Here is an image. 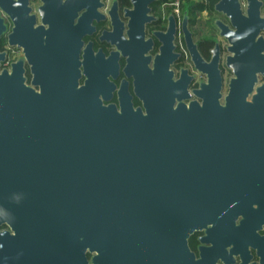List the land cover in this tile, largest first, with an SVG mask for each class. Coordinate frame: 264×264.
<instances>
[{
    "label": "water",
    "instance_id": "95a60500",
    "mask_svg": "<svg viewBox=\"0 0 264 264\" xmlns=\"http://www.w3.org/2000/svg\"><path fill=\"white\" fill-rule=\"evenodd\" d=\"M6 1L0 0V38L10 26L7 45L20 49L21 55L9 68H1L6 51H0L1 191L11 188L27 195L35 216L65 222L71 239L76 235L81 264H149L142 250L169 235L163 228V236L154 233V218L169 215L173 208L180 229L187 212L200 218L208 210H230L236 200L233 196L253 192V183L155 182L150 179L153 174L146 171L153 159L171 161L172 145L182 138L200 136L197 133L210 132L206 136H220L226 143L264 138V84L254 87L257 74L264 75L263 42L258 36L264 26L248 20L256 16L249 10L248 17L243 16L237 0H227L226 4L220 0L215 6L226 13L235 28L215 22L230 44L226 66L233 74L222 104L218 100L217 49L209 63L202 62L196 49L191 52L195 68L207 76V81L192 92L200 103L174 107V91L164 82L156 83L147 98H142L137 62L143 61L147 68L149 56L144 55L145 50L141 55L135 42L149 44L151 40L143 39L144 19L137 23L129 20L125 42L132 43V51L123 72L133 78V92L144 111L133 107L125 79L117 91L118 107L103 104L90 82L78 86L81 36L92 29L91 21L99 15L102 0H38L35 13L29 7L35 0ZM131 1L135 11L139 0ZM143 1L140 13L145 16L146 4L153 0ZM112 31L115 37L108 41L121 50L118 42L124 39L117 27ZM184 31L190 41V33ZM167 32L172 37L171 26ZM164 54L170 61L175 58L169 44L160 47L154 60ZM24 61L29 66L30 85L23 75ZM116 67L115 63V74ZM246 82L249 84L244 85ZM188 130L194 135L184 134ZM27 138L33 159L48 164L2 166V161L17 159L16 150L26 144L19 139ZM5 174L11 178L5 179ZM71 254L73 257V250ZM71 254L67 247V257Z\"/></svg>",
    "mask_w": 264,
    "mask_h": 264
},
{
    "label": "flooded vegetation",
    "instance_id": "af4514ba",
    "mask_svg": "<svg viewBox=\"0 0 264 264\" xmlns=\"http://www.w3.org/2000/svg\"><path fill=\"white\" fill-rule=\"evenodd\" d=\"M5 1L2 0L7 3ZM219 1L153 0L146 4L147 11L144 16L140 13L143 0L138 1L135 11L131 0H102V6L98 8L99 15L91 21L92 29L81 36L77 56L78 86L90 82L103 104H114L118 107L117 91L122 79H125L133 107L140 106L144 111L141 100L133 92V78L126 77L123 72L132 51V43L125 42L128 38V22L131 20L137 23L144 19L143 39L151 42H135L140 54L147 51L144 55L149 56L147 68L143 61L137 62L140 65L143 85L142 98H147L155 89L156 83L164 82L174 91L171 100L174 107L178 103H200L201 99L192 92L207 81V76L195 68L191 52L193 48L196 49L202 62L209 63L217 49V68L221 83V96L218 100L221 104L224 103L228 81L233 75L226 66V57L231 52L228 51L230 44L227 38L220 35V29L215 22L219 21L231 30L235 28L230 24L226 13L215 8ZM237 1L243 16L248 17L249 10L256 16H251L248 20L252 23L260 21L264 26V0ZM226 3L229 1L225 0ZM37 5L38 0L29 3L31 13H35ZM81 13L79 11L78 15ZM38 23L36 18V24ZM169 26L173 29L172 37L167 32ZM114 27H117L120 37L124 39L118 42L121 50H117L116 45L108 41L115 37L112 31ZM9 28L10 26L0 38V51H6L4 61H8L7 66L1 63V68H9L21 55L20 49L7 45L6 35ZM184 30L190 33V41L187 40ZM258 36L264 43V28L259 29ZM263 43L260 46L264 54ZM169 44L175 58L170 61V56L164 54L155 61L160 47L165 48ZM22 66L25 82L30 85L29 66L26 61ZM263 84L264 75L258 73L254 87ZM32 87L38 90L37 86ZM246 100L250 101L251 97ZM209 133H197L200 136L180 139L171 147V161H149L146 171L153 174L150 179L155 182L253 183V192L245 196L242 193L233 196L236 200L234 208L230 210H208L200 218L189 216L187 212L180 229L177 211L173 208L169 215L154 218V233L163 236V228L169 235H164L166 239L142 250L143 258H148L149 264H264V138H250L254 141L252 142L247 137L240 139L245 143H226L220 136H206ZM184 134L194 135V132L188 130ZM204 140L208 142L202 143ZM19 141L26 142L23 146L25 148L16 150L17 159L2 161V166L29 167L48 164L33 159L29 138ZM42 144L43 141L39 138V145ZM4 178L9 180L11 175L5 174ZM1 186L0 264H81L80 254L76 253V235L71 239L69 226L65 222H58L55 217L51 218V222L47 216H35L27 195L17 194L11 188L7 192L1 191ZM178 236L181 238L177 239ZM67 247L70 254L71 250L74 251L73 257L72 254L67 257Z\"/></svg>",
    "mask_w": 264,
    "mask_h": 264
},
{
    "label": "built area",
    "instance_id": "2783aa9c",
    "mask_svg": "<svg viewBox=\"0 0 264 264\" xmlns=\"http://www.w3.org/2000/svg\"><path fill=\"white\" fill-rule=\"evenodd\" d=\"M2 65H3V66H7V65H8V61H7V60L4 61V62L2 63Z\"/></svg>",
    "mask_w": 264,
    "mask_h": 264
},
{
    "label": "rangeland",
    "instance_id": "374dc122",
    "mask_svg": "<svg viewBox=\"0 0 264 264\" xmlns=\"http://www.w3.org/2000/svg\"><path fill=\"white\" fill-rule=\"evenodd\" d=\"M205 18L209 17V16H204ZM208 22L210 23V20H208Z\"/></svg>",
    "mask_w": 264,
    "mask_h": 264
}]
</instances>
